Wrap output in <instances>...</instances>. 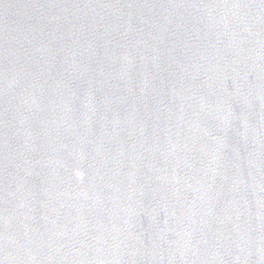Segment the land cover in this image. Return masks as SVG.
<instances>
[{
  "label": "water",
  "instance_id": "obj_1",
  "mask_svg": "<svg viewBox=\"0 0 264 264\" xmlns=\"http://www.w3.org/2000/svg\"><path fill=\"white\" fill-rule=\"evenodd\" d=\"M0 264H264V0H0Z\"/></svg>",
  "mask_w": 264,
  "mask_h": 264
}]
</instances>
